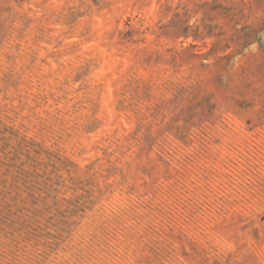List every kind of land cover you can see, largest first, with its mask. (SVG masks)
Here are the masks:
<instances>
[{
  "label": "rangeland",
  "instance_id": "374dc122",
  "mask_svg": "<svg viewBox=\"0 0 264 264\" xmlns=\"http://www.w3.org/2000/svg\"><path fill=\"white\" fill-rule=\"evenodd\" d=\"M0 264H264V0H0Z\"/></svg>",
  "mask_w": 264,
  "mask_h": 264
}]
</instances>
